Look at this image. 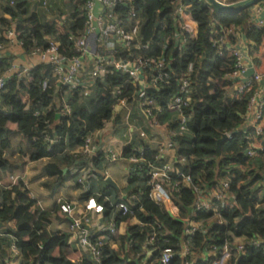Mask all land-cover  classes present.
I'll list each match as a JSON object with an SVG mask.
<instances>
[{
  "label": "trees",
  "instance_id": "obj_1",
  "mask_svg": "<svg viewBox=\"0 0 264 264\" xmlns=\"http://www.w3.org/2000/svg\"><path fill=\"white\" fill-rule=\"evenodd\" d=\"M0 1L6 2L4 9L12 17L26 15L25 2ZM10 1H14V5H10ZM86 1L84 0V4ZM225 1L234 3L237 0ZM185 2L190 5L189 14L197 25V34L194 38L182 35L185 42L180 50L177 49L179 40L175 39L177 28L171 0H133L132 3L140 23L139 43L148 46L147 49L134 52L141 57L162 58L165 61L170 74L166 85L147 88L138 93L139 88L133 87L126 75L116 72L107 75L103 81L97 80L93 93L84 97L88 102L86 107L72 108L71 116L63 118L57 117L54 110L41 114L52 102L57 89L49 76L50 67L36 64L31 70V79H12L0 94L4 107L0 108V181L9 174L21 172L26 160L35 162L46 159L43 165L46 178L41 184L53 194L63 185L72 163L80 161L85 165L83 158L69 155L67 150L80 146L86 135L101 130L105 121L110 120L117 99L109 87H123L122 98H127V104L134 107V111H138L139 104L144 100H154L161 109L159 122H168L172 128H176L177 114L168 109V104L178 91L180 78L186 76L188 65L192 64V71L188 76L190 103L183 109L187 118V132L176 141L178 162L175 169L190 176L193 185L206 191L217 187L221 180H227L229 199L226 203L215 202L216 214L211 211L190 214L189 209L194 205L195 195L192 188L181 186L177 193L171 192L179 218L169 215L163 206H158L149 198L150 187L146 176L148 164L159 165L165 159L156 158L155 151L146 149L143 158L147 166L131 171L127 181L133 188L126 194L137 195L138 201L133 211L144 227H130L128 234L124 236L102 234L105 247L101 264H142V252L152 251L153 259H156L165 248L179 252L186 241L197 255L211 252L208 260L199 258L190 264H213L226 243L235 248L234 240L237 238L246 240L245 255H236L233 251V257L226 264H264V249L249 243L255 237L264 239V200L257 199L259 191L264 190V134L259 138L261 150L258 154L253 158L246 156L248 142L241 128L251 94L236 95L228 91L233 86V81L226 76L233 71L235 61L227 50L223 51L222 56L217 55L209 33L213 23L223 27L243 25L248 19L249 8L235 13L218 14L206 0ZM261 2L264 3V0ZM116 11L126 18L130 7L119 5ZM77 17L78 13L72 15L73 22L68 27V32L61 34L56 29L57 23L41 25L35 14L26 15L17 25L24 51L33 42L45 45L46 38L50 37L59 42L63 54L74 55L69 36H78L84 28L83 14L82 17ZM248 34L260 44L264 38V29H256L250 25ZM120 56L127 58L125 53ZM6 66V61L0 63V74L5 71ZM46 78L49 79V88L43 91L41 85ZM77 97L78 94L74 95L72 101H78ZM26 100L30 106L28 109ZM36 111L40 113L38 116H34ZM118 118L121 119L122 116L117 117L116 123L119 122ZM10 125L14 128L10 129ZM225 133H229L231 138L220 145L218 152L217 143ZM249 133L250 129L247 131ZM45 136L58 141L48 146ZM130 154L131 152H127L125 157ZM102 156L94 159L93 166ZM182 158L186 159L185 163L180 162ZM94 177L97 180L96 172ZM171 180L178 181L180 177L173 173ZM78 187L82 189L85 186ZM103 190L110 188L105 184ZM89 194H84L86 199H89ZM0 199V223L3 225L0 250L4 245L11 248L14 244L19 252V264H92L86 257L78 262L68 259V236L49 232V215L41 209L33 211L36 201L31 198L21 178L7 186L0 185ZM103 199L99 194L96 200L111 213L110 204ZM120 201L124 200L119 198L118 202ZM109 213L104 215L106 222L109 221ZM215 215L222 220L221 224ZM186 217H191L194 221H213L204 231L186 237L185 222L182 220ZM129 218V215L117 213L114 221L119 224ZM10 224L13 229L6 232ZM152 235L154 239L149 244ZM117 238L121 241V251L127 247L129 254H132L130 258L125 259L119 254L121 251L118 253L111 248ZM185 261L179 255L171 264H184Z\"/></svg>",
  "mask_w": 264,
  "mask_h": 264
},
{
  "label": "built area",
  "instance_id": "obj_2",
  "mask_svg": "<svg viewBox=\"0 0 264 264\" xmlns=\"http://www.w3.org/2000/svg\"><path fill=\"white\" fill-rule=\"evenodd\" d=\"M132 3L133 0H87L83 6V31L78 36H69L75 52L72 56L63 54L60 50L59 42L50 37L46 38L45 45L33 42L28 48L25 53L30 59L36 58L39 64L50 67L49 76L54 80L57 89L52 102L41 114L47 110H54L57 117H70L73 110L71 102L74 95L78 94L80 97H89L93 93L97 80L103 81L107 75L116 72L126 75L130 80V84L133 87L139 88L138 93H141L144 89L155 88L168 83L170 74L162 58L141 57L134 52L139 49H147L148 46L139 43L140 23L136 17ZM10 5H14V1H10ZM119 5L130 7V12L126 15V18H123L119 11H116ZM171 6L177 28L175 39L176 41L179 40L177 49L180 50L185 42L182 35L194 38L197 34V25L189 14L190 5L185 0H171ZM185 17H188L190 22L183 21ZM17 25L16 22L10 27H5L2 31L4 35L1 34L0 29V63L5 61L4 51L6 47L16 45L24 50V43L19 39ZM263 26V20L252 24V27L256 29H261ZM239 29V26L235 25L223 27L213 23L209 33L212 35L211 43L217 55L222 56L223 51L227 50L228 54L235 61L233 71L226 76L227 79L233 81L234 86V88L233 86L231 87L233 88L232 90L229 89L228 91L236 95L251 94L244 116V125L241 129H243L245 139L248 142L246 156L253 158L261 150L259 138L264 134V94L257 88L263 76L260 73H253L251 76H248L251 66L246 64L244 55L235 48V45L230 43L231 39H235L238 36ZM2 38H4V41ZM262 44L264 46V38ZM121 53H125L127 58H122L120 56ZM31 70L32 68L27 64L14 60L7 62L5 71L0 74V94L5 91L8 82L12 79L16 78L17 80L24 81L31 79ZM191 71L192 64H189L186 76L184 75V77L180 78L178 91L168 104V109L177 114L178 126L176 128H172L168 122H159L158 115L161 114V109L154 100L146 99L137 108L142 119L152 130L151 135L160 132L163 136L164 143L159 149L160 152L163 149L174 151L172 160H165L159 165L148 164L146 176L148 179L147 184L150 187L149 198L158 206H163L169 215L175 218H179V214L178 209L172 202L171 192L177 193L181 186L192 188L195 195L194 205L189 209L190 214L198 211H211L216 214L217 205L215 202L226 203L229 199L227 193L229 183L227 180H221L217 187H211L206 191L197 185H193L190 176L184 175L175 169V164L178 162L176 141L187 132V118L183 114V109L190 103V96L188 95L190 81L188 76ZM41 87L43 91L48 89L49 79H44ZM109 89L117 99L111 115L113 117H121L124 114L128 121L134 111V107L127 104V98H122L123 87L115 85L109 87ZM66 97H69V99H66ZM29 107L27 103L26 108L28 109ZM39 114L36 111L34 116H38ZM106 124L107 121H105L104 126ZM249 129L251 133L247 134ZM137 130L138 136L142 141L137 144H130L128 152H131V154L127 157H120L111 150L102 149V146L96 142V136L100 130L86 135L83 138L82 144L71 151V154L80 156L85 162L82 168H74L73 170L79 175L77 177V184L84 187L95 178L96 170L93 166V161L100 155H109L111 160L123 158L129 165L128 176L132 170L145 168L147 165L144 161L143 153L146 149H149L148 145H146V140L149 136L145 131L141 129ZM224 135H226L227 139L231 138L229 133H225ZM45 140L48 146L58 141L57 139H49L47 136H45ZM156 158L164 159L158 155ZM180 162L185 163L186 159L182 158ZM173 173H176L180 177V180L172 181L171 174ZM18 178L15 175H10V183H15ZM213 191L214 193H212ZM261 193L262 190L257 195L258 201H260ZM31 198L33 199L32 196ZM122 200L124 201L113 205V209L123 216L129 215L130 218L128 220H135L136 223L133 226L143 228L144 224L136 218L133 211V207L138 201L137 195H125V198ZM107 202L110 203V201ZM60 210L70 218L68 228L74 237L76 246L85 254L90 263L101 264V255L105 247L102 234L117 235L118 224L112 218L107 223L100 224L96 231H91L86 227L91 221L85 213L92 212L95 215L103 217L105 212L104 206L99 204L95 198L87 199L83 208H75L73 204L64 202L60 205ZM215 218L218 219V223H222L218 215H215ZM182 220L185 222L184 232L186 237H192L196 233L204 231L211 221H194L191 217H186ZM129 228L130 226L128 227L127 234ZM0 236H3L1 229ZM153 239L154 236L152 235L149 238V244L152 243ZM249 243L264 249V239L260 237L251 239ZM234 244L235 248L233 249L226 243L220 256L212 263L226 264L233 257V251L236 255H245L246 240L243 239V242ZM114 247V244H111V248L113 249ZM126 250L128 251L127 247ZM11 251L17 257L19 256V252L14 244L11 246ZM209 253L211 252L201 253V255L205 254L204 260L211 258ZM145 254L146 258L142 261V264H171L179 255L186 260L184 264H190L197 255L195 252H192L190 243L187 241L183 243L179 252L171 248H165L156 259H153L152 251H147ZM124 258H128L127 252Z\"/></svg>",
  "mask_w": 264,
  "mask_h": 264
},
{
  "label": "crops",
  "instance_id": "obj_3",
  "mask_svg": "<svg viewBox=\"0 0 264 264\" xmlns=\"http://www.w3.org/2000/svg\"><path fill=\"white\" fill-rule=\"evenodd\" d=\"M6 1L8 2V0ZM216 1L224 5L237 6L248 0H237L234 3H227L225 0ZM16 2H25L26 15L35 14L39 24L49 25L57 23L56 29L58 33L61 34L68 32L67 22L68 20L73 22V14L78 13L77 18L82 17L83 14L84 0H40V2L39 0H16ZM5 5V1H0V29L2 35H4L2 31L5 27H10L13 23L16 22L17 24H19L21 19L23 20V18L26 17V15L12 17L9 13L5 11ZM259 20L264 21L263 2L258 3L257 5L248 9L247 21L243 25L239 26L240 29L238 32V36L233 39L230 43L232 45H235V48H237L244 55L246 64L251 66L250 71L252 74H262L263 78L258 83L257 88L259 91H261L262 94H264V46L262 42L260 44H257L248 34V29L250 25ZM183 21L187 23L190 22L188 17H185ZM2 40L4 41V38H2ZM4 57V60L6 62L14 60L22 64H27L31 68H33L36 64H39L38 59H30L26 55L25 51L17 47L16 45L6 47L4 51ZM233 88H230V90H232ZM74 103H76L77 105L81 104L80 98ZM0 108H4L1 99ZM117 117L118 116L113 117L111 115L110 120L107 121V124L99 131L96 136V142L102 146V149L111 150L117 153V155H119L120 157L126 156L130 144H137L142 141L138 136L137 130L141 129L145 131L149 136H147L148 138L146 140V145H148V147L152 151H155L158 156H161V158H164L165 160H172V158L174 157V151L163 149V151L160 152L159 149L164 143L163 136L158 131L157 134L151 135L152 130L150 129L149 125L142 119V116L140 115L139 111L135 110L133 112V115L129 117L128 121L126 119V116H124L123 114L121 119L118 118L119 122L116 123L115 121ZM13 128V125H10V129ZM74 149L75 148H69L67 150V153L70 155L72 153L71 151H73ZM45 162L46 159H42L35 162H30L26 160L24 169L21 172L17 171L14 174H9L5 176L3 180L0 181V185L7 186L8 184H10V175H15L21 178L30 195L36 201V204L33 207V211L41 209L49 215V232L54 234H66L68 236V248L70 250L68 259H70L72 262H78L81 258H85V254L82 253L80 249L76 246L74 237L69 232L68 228L70 218L61 212L60 205L64 202H68L73 204L75 208H83L87 200L84 194L89 192L90 194L88 197L96 199L98 198L99 194L102 195L104 197V202L110 201L109 204L112 208L111 213L105 210L103 217L100 215H95L92 212L85 213V215L89 217V220L91 221L89 222L90 224L86 225V227L91 231H96L100 224L107 223L106 220H104V215L106 213H109L110 215L109 220L112 218L115 219L117 212L113 209L114 203L118 202L119 198H125V195L130 190H132L133 187L129 186L127 181L129 165L125 160H123V158L111 160L109 155H103L98 159L96 165L94 166L96 170L97 180L94 178L89 183H87L84 188L81 189V187H78L77 184V177H79V175L73 170L74 168H82V162L78 161L75 164L72 163L69 166V172L65 178L63 185L59 189H57L53 194H50L49 191L46 190L41 184L46 178V174L43 168ZM66 172L67 170L65 171V173ZM107 178H110L112 180V182L117 187L116 189L107 185ZM105 184L110 188V190H103ZM212 193H214V191ZM210 196H212V194H210ZM260 199L264 200V190H262ZM262 203L264 205V202ZM212 221L213 220H211L210 222ZM135 223L136 221L133 219L120 222L118 224L119 229L117 232V237L126 235L128 227L133 226ZM9 226L13 228L12 224H10ZM241 242H243L242 238H237L234 240V243ZM112 244H114L115 246L113 250L119 253L121 251L120 239L117 238V242H114ZM7 251L8 257L5 259L6 264H19V259L16 255L13 254L11 248L7 247ZM126 252L128 258H130L132 254H129V251H127L126 249L122 250L119 254L125 257ZM145 253H147V251L142 252L141 254L143 260L146 258ZM205 254L196 255L194 260L199 258L203 259ZM209 254L211 255V253Z\"/></svg>",
  "mask_w": 264,
  "mask_h": 264
},
{
  "label": "water",
  "instance_id": "obj_4",
  "mask_svg": "<svg viewBox=\"0 0 264 264\" xmlns=\"http://www.w3.org/2000/svg\"><path fill=\"white\" fill-rule=\"evenodd\" d=\"M207 3L209 4V6L211 7V9L215 12V13H235V12H240L243 10H246L250 7H253L254 5L260 3L263 0H248L240 5L237 6H230V5H224L216 0H206ZM252 73L251 71H249L248 76H251ZM227 139L226 135H223L222 138L218 141L217 143V151L219 152V148L220 145ZM263 180H264V176H263ZM106 183L108 186L116 189V185L112 182V180L110 178L106 179ZM2 223H0V229L2 228Z\"/></svg>",
  "mask_w": 264,
  "mask_h": 264
},
{
  "label": "rangeland",
  "instance_id": "obj_5",
  "mask_svg": "<svg viewBox=\"0 0 264 264\" xmlns=\"http://www.w3.org/2000/svg\"><path fill=\"white\" fill-rule=\"evenodd\" d=\"M39 2H40V0H39ZM67 24H68V27H70L71 26V24H72V22L71 21H69L68 20V22H67ZM78 98V100H79V98H80V101H81V104H76V103H74L73 101L71 102V106H72V108H76V106H78V107H81L82 106V108H84V106L86 107L87 106V101H86V99L84 98V97H77ZM66 99H69V97H66ZM190 138V137H189ZM211 223V222H210ZM13 228L12 227H8L7 229H6V232H8V231H11ZM4 237H7V236H4ZM8 238V237H7ZM9 239V238H8ZM9 241H10V239H9ZM8 247V246H7ZM7 247L6 246H4L1 250H0V264H1V262H4L5 261V259L8 257V251H7ZM5 249V250H4Z\"/></svg>",
  "mask_w": 264,
  "mask_h": 264
}]
</instances>
